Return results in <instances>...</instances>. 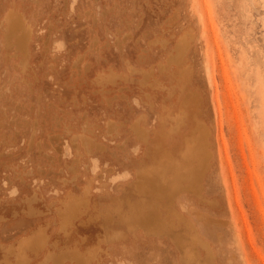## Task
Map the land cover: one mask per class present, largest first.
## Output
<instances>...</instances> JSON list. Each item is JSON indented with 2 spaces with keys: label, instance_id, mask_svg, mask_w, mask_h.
<instances>
[{
  "label": "rangeland",
  "instance_id": "obj_1",
  "mask_svg": "<svg viewBox=\"0 0 264 264\" xmlns=\"http://www.w3.org/2000/svg\"><path fill=\"white\" fill-rule=\"evenodd\" d=\"M198 125L202 188L167 212L137 171ZM38 233L25 264H264V0H0V264Z\"/></svg>",
  "mask_w": 264,
  "mask_h": 264
},
{
  "label": "bare ground",
  "instance_id": "obj_2",
  "mask_svg": "<svg viewBox=\"0 0 264 264\" xmlns=\"http://www.w3.org/2000/svg\"><path fill=\"white\" fill-rule=\"evenodd\" d=\"M9 15L7 14L6 17L4 18L7 31L8 30H14V31L20 30V31H24V34H25V31H26V34H27V32H28V34H30L31 30H30L29 26H26V23L24 22L23 17H21L19 14H16L15 16L13 15V17L12 16L9 17ZM7 35L9 36L10 34L7 32ZM26 37H27V35H25V38ZM25 38L23 41H25ZM179 42L180 43H178V48H177V52L175 55V59L176 58L180 59L186 50L185 39H184V41H182V39H181V40H179ZM179 121H180L179 118L177 120H175L176 123H178ZM200 127H201V125H198L196 127V130H195L196 133H195L193 138L185 139L183 151H181L180 153H178L175 156H171V154L164 152L163 153L164 156L162 157L160 155V157L158 158V163L155 165V167L148 166V167L141 168L137 171V177H138V180L136 183L137 188L140 190V192H143L146 194H148L151 191V192H155L156 195H158V196L159 195L164 196L165 200H166L165 209L167 212L172 210L171 209L172 199H173V197H175L177 195V193L179 191L187 190V191H190L193 194H195V193H199L201 188H202L201 178H202V175L204 174V172L207 170V167H208L209 153H208L207 146H206V132H204L203 128L201 129ZM85 141L87 142L89 140L88 139L86 140V138L83 137L82 142H85ZM155 148H156V153H157V150H159L158 146H156ZM158 154L159 153H157V155ZM168 172L171 173L170 180H167V178H166ZM152 177L153 178L155 177V180H153ZM146 197H148V196L146 195ZM153 199H155V198H153ZM76 203L77 202L66 203L64 211H61V212L58 211V213H60L61 216L67 218V214H69V213L74 214L78 210V208H77L78 206H76ZM151 205H152V203L150 204V206ZM152 209H150V207H149L148 209H146V211L144 209V210H142L143 212H139V213L137 211H135L132 213V215L134 217H138V219L140 221L143 219L142 223H144V224L141 226L146 231H152L153 230L158 234L162 233V232H167V233L171 234L173 240L175 241V243L179 247H181V248L185 247L184 246L185 242L183 240L182 241L180 240L179 233L173 229V226L164 220H159L157 218L158 217L157 211L155 209H153V210ZM200 217L203 218L202 215ZM120 220L122 222L125 221V218L123 215H120ZM147 220L153 221V224H145L144 221H147ZM128 224H130V223H128ZM41 237L42 236L39 235V233H38L36 236H34L32 238L23 239L18 244V247L16 249L17 250L16 264H25V258H24L25 252H24V250L26 251L27 248L28 249L33 248L36 251V249L40 248V246L42 244V242H41L42 238ZM71 252H73V251H71ZM73 258H74V256H73ZM187 261L191 262L190 259H188ZM54 262H56V261H54ZM54 262H53V264H54ZM59 263H57V264H59Z\"/></svg>",
  "mask_w": 264,
  "mask_h": 264
}]
</instances>
